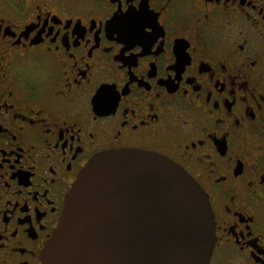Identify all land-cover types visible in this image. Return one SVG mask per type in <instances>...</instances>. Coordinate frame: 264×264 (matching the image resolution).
<instances>
[{"label": "flooded vegetation", "instance_id": "obj_1", "mask_svg": "<svg viewBox=\"0 0 264 264\" xmlns=\"http://www.w3.org/2000/svg\"><path fill=\"white\" fill-rule=\"evenodd\" d=\"M206 193L208 264H264V0H0V264H41L96 153Z\"/></svg>", "mask_w": 264, "mask_h": 264}, {"label": "water", "instance_id": "obj_2", "mask_svg": "<svg viewBox=\"0 0 264 264\" xmlns=\"http://www.w3.org/2000/svg\"><path fill=\"white\" fill-rule=\"evenodd\" d=\"M208 197L168 157L119 148L93 155L66 192L41 264H208Z\"/></svg>", "mask_w": 264, "mask_h": 264}]
</instances>
